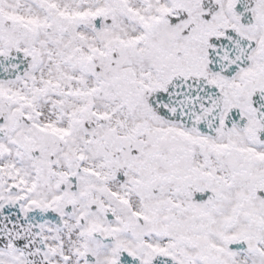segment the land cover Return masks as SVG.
<instances>
[{
    "label": "snow or ice",
    "instance_id": "1",
    "mask_svg": "<svg viewBox=\"0 0 264 264\" xmlns=\"http://www.w3.org/2000/svg\"><path fill=\"white\" fill-rule=\"evenodd\" d=\"M0 264H264V0H0Z\"/></svg>",
    "mask_w": 264,
    "mask_h": 264
}]
</instances>
